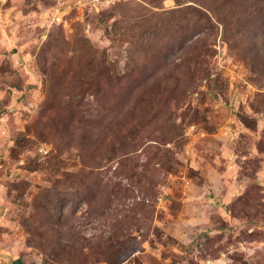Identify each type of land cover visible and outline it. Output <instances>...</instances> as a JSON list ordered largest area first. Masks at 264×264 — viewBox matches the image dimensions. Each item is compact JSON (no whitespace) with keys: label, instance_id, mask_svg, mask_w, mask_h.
<instances>
[{"label":"rangeland","instance_id":"obj_1","mask_svg":"<svg viewBox=\"0 0 264 264\" xmlns=\"http://www.w3.org/2000/svg\"><path fill=\"white\" fill-rule=\"evenodd\" d=\"M264 264V0H0V264Z\"/></svg>","mask_w":264,"mask_h":264},{"label":"trees","instance_id":"obj_2","mask_svg":"<svg viewBox=\"0 0 264 264\" xmlns=\"http://www.w3.org/2000/svg\"><path fill=\"white\" fill-rule=\"evenodd\" d=\"M13 264H24L21 259L14 260Z\"/></svg>","mask_w":264,"mask_h":264}]
</instances>
